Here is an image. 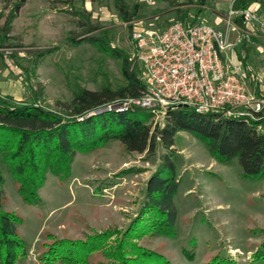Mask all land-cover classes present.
Instances as JSON below:
<instances>
[{
  "label": "rangeland",
  "instance_id": "obj_1",
  "mask_svg": "<svg viewBox=\"0 0 264 264\" xmlns=\"http://www.w3.org/2000/svg\"><path fill=\"white\" fill-rule=\"evenodd\" d=\"M123 1L129 14L136 12L130 20L119 15L115 0L52 4L26 0L10 29L4 31L11 4L5 6L0 0V34L5 35L0 40V98L27 103L37 97L38 105L56 110V102H69L78 89L124 85L119 60L92 43L69 40L80 31V24L93 27L87 35H104L130 60L134 31H159L172 21L185 19L222 30L233 2L206 0L202 11L195 14V0L191 4L174 0L175 5L161 0ZM254 5L258 6L257 15L264 18V6H250ZM183 8H188L185 18ZM245 30L250 35L243 45L241 31H229L232 46L224 53L227 63L241 67L247 92L264 98V34L248 27ZM51 47H55L53 52L35 55ZM140 67L134 58L132 68L137 76ZM128 115L145 124L163 123L161 117L152 122L148 109L139 108ZM173 148L179 181L173 197L177 210L174 234L145 235L137 240L138 245L163 254L172 264H201L215 255L236 264H251L252 254L264 240L260 233L264 229V178H242L236 160L231 164L216 161L207 146L186 131L174 135ZM164 152L158 143L153 154L128 152L111 140L77 153L69 176L62 180L47 173L38 191L40 201L31 205L22 203L17 184L0 162L2 206L22 218L18 233L27 246L26 256L15 264H40L38 254L54 240H84L106 229L123 231L143 204L146 182ZM89 261L106 263L107 259L95 253Z\"/></svg>",
  "mask_w": 264,
  "mask_h": 264
},
{
  "label": "trees",
  "instance_id": "obj_2",
  "mask_svg": "<svg viewBox=\"0 0 264 264\" xmlns=\"http://www.w3.org/2000/svg\"><path fill=\"white\" fill-rule=\"evenodd\" d=\"M11 4L10 14L4 22V31L10 29L11 21L26 0H1ZM55 1L70 0H47ZM94 1V0H90ZM119 15L130 20L123 0H115ZM166 1L175 5L174 0ZM192 3L191 0H187ZM206 0H195V14L204 8ZM187 3V2H186ZM264 0H233L232 10H242ZM190 9V8H189ZM134 11L137 6H134ZM188 8L181 11L186 17ZM185 19L184 21H186ZM233 22L243 31L241 17ZM87 24H80V31L69 40L73 43L89 42L98 49L120 61L124 85L98 90L78 89L69 102H56L57 109H45L31 102L13 103L10 98H0V162L17 184L22 203L31 205L40 201L38 191L47 173L64 180L69 176L77 153H86L111 140H117L128 152L153 154L157 143L165 150L159 163L146 182L145 197L134 218L123 231L106 229L84 240L59 239L45 245L38 254L40 264H172L163 254L138 245L137 240L148 235H173L177 210L173 197L178 183L175 176L174 135L186 131L202 141L211 157L223 164L236 160L242 178H264V109L254 112V118L219 113H199L189 106L180 105L166 111L161 125L145 124L128 115L139 108L96 112L108 103L125 97H137L144 91L143 82L132 68L135 56L130 60L116 50L102 34L87 35ZM0 34V40L4 39ZM241 44L245 43L242 36ZM3 43H0V46ZM55 50H40L35 55L49 54ZM1 55V54H0ZM151 115V114H150ZM153 122V117H152ZM3 176L0 170V264H15L27 253V246L18 233L22 218L3 209ZM264 235V229L260 230ZM112 237L113 240L110 241ZM101 253L106 263H90L89 258ZM92 255V256H91ZM187 255L190 254L187 252ZM251 264L264 263V240L252 254ZM201 264H236L234 260L220 255Z\"/></svg>",
  "mask_w": 264,
  "mask_h": 264
},
{
  "label": "built area",
  "instance_id": "obj_3",
  "mask_svg": "<svg viewBox=\"0 0 264 264\" xmlns=\"http://www.w3.org/2000/svg\"><path fill=\"white\" fill-rule=\"evenodd\" d=\"M257 7L230 8L222 30L202 21L175 20L159 31H134L133 56L141 66L144 91L140 96L108 103L96 112L143 108L157 119L169 109L187 105L199 113L254 118V112L264 109V98L247 92L241 67L227 63L224 52L232 46L229 31L240 30L239 37L244 38L250 35L233 22V17H241L245 28L264 34V18L257 15Z\"/></svg>",
  "mask_w": 264,
  "mask_h": 264
},
{
  "label": "water",
  "instance_id": "obj_4",
  "mask_svg": "<svg viewBox=\"0 0 264 264\" xmlns=\"http://www.w3.org/2000/svg\"><path fill=\"white\" fill-rule=\"evenodd\" d=\"M179 106H180V105H179ZM184 106H185V105H184ZM186 106H187V105H186ZM186 106H185V107H186Z\"/></svg>",
  "mask_w": 264,
  "mask_h": 264
}]
</instances>
